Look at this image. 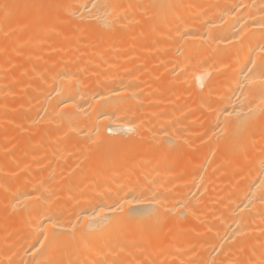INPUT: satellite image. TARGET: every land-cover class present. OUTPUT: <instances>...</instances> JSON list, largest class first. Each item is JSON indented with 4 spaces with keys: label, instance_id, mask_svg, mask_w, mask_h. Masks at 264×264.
I'll return each mask as SVG.
<instances>
[{
    "label": "bare ground",
    "instance_id": "bare-ground-1",
    "mask_svg": "<svg viewBox=\"0 0 264 264\" xmlns=\"http://www.w3.org/2000/svg\"><path fill=\"white\" fill-rule=\"evenodd\" d=\"M0 264H264V0H0Z\"/></svg>",
    "mask_w": 264,
    "mask_h": 264
}]
</instances>
